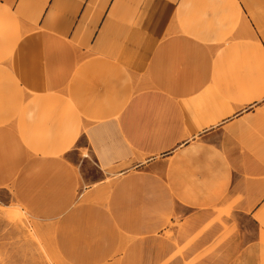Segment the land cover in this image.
Masks as SVG:
<instances>
[{"label": "crops", "instance_id": "obj_1", "mask_svg": "<svg viewBox=\"0 0 264 264\" xmlns=\"http://www.w3.org/2000/svg\"><path fill=\"white\" fill-rule=\"evenodd\" d=\"M0 55V157L66 139L69 186L92 162L134 219L178 210L196 251L262 264L264 0H0Z\"/></svg>", "mask_w": 264, "mask_h": 264}, {"label": "rangeland", "instance_id": "obj_2", "mask_svg": "<svg viewBox=\"0 0 264 264\" xmlns=\"http://www.w3.org/2000/svg\"><path fill=\"white\" fill-rule=\"evenodd\" d=\"M176 18L179 23L170 35L183 32L180 22L186 18L178 13ZM113 46L115 51L127 47ZM9 56L0 55V65ZM51 94L43 97L51 100ZM5 104L14 101L0 97V110ZM15 128L18 135V124ZM66 143L43 141L27 161L16 146L0 157V264H246L227 257L214 260L210 244L208 250L196 251L197 231L190 219L180 220L183 212L170 214L163 205L155 206L154 218L145 219L146 205H140V217L134 219L130 205L114 203L113 179L103 188L95 182L99 173L92 162L82 173L87 183L77 173L69 186L67 170L53 168V158L63 160L62 147H56ZM59 176L67 179L54 180ZM262 256L264 264V252Z\"/></svg>", "mask_w": 264, "mask_h": 264}, {"label": "bare ground", "instance_id": "obj_3", "mask_svg": "<svg viewBox=\"0 0 264 264\" xmlns=\"http://www.w3.org/2000/svg\"><path fill=\"white\" fill-rule=\"evenodd\" d=\"M51 109H52V108H51ZM51 109H50V110H51ZM52 110H53V109H52ZM52 110H51V111H52Z\"/></svg>", "mask_w": 264, "mask_h": 264}]
</instances>
